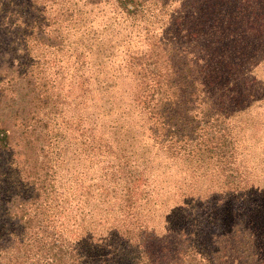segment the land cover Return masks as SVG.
I'll use <instances>...</instances> for the list:
<instances>
[{"label": "trees", "instance_id": "16d2710c", "mask_svg": "<svg viewBox=\"0 0 264 264\" xmlns=\"http://www.w3.org/2000/svg\"><path fill=\"white\" fill-rule=\"evenodd\" d=\"M262 62L264 0H0V264H264Z\"/></svg>", "mask_w": 264, "mask_h": 264}, {"label": "rangeland", "instance_id": "374dc122", "mask_svg": "<svg viewBox=\"0 0 264 264\" xmlns=\"http://www.w3.org/2000/svg\"><path fill=\"white\" fill-rule=\"evenodd\" d=\"M253 72L256 80L264 87V62L256 64L253 67ZM256 95L254 98H256ZM16 102L17 99H15ZM248 109L251 112L252 120L262 122L261 130L258 132L260 136L255 142L250 136L246 137L241 145L237 147L234 156L236 161L242 164L239 165L243 166V174L248 184L250 182L251 185L258 186L257 191L261 193L256 198H259V204L264 207V98H256ZM259 214H261V218H264V208L260 207Z\"/></svg>", "mask_w": 264, "mask_h": 264}]
</instances>
